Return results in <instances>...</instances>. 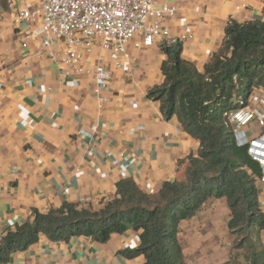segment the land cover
I'll use <instances>...</instances> for the list:
<instances>
[{"label": "crops", "instance_id": "crops-1", "mask_svg": "<svg viewBox=\"0 0 264 264\" xmlns=\"http://www.w3.org/2000/svg\"><path fill=\"white\" fill-rule=\"evenodd\" d=\"M160 1L176 8V17L164 25L181 43V57L199 70L221 46L230 20L264 22L263 0ZM34 4L0 0V235L32 221L34 210L47 213L63 202L99 208L115 196L122 179L133 180L144 193L146 184L156 193L165 182L184 181L187 158L198 150L176 118L165 119L159 102L146 97L163 81L165 55L159 46L165 40L146 48L135 47L140 38L128 42L127 51L136 59L131 72L103 54L111 78L101 92L106 100L100 101L87 75L64 85L59 64L63 44L43 47L39 25L18 19L23 8ZM185 27L190 38L182 41ZM97 52L87 60L93 62ZM229 219L226 200L220 198L210 199L180 223L177 238L186 264L249 263L252 250L237 245ZM250 231L264 260V228ZM136 235L112 234L104 243L84 236L52 243L40 236L4 264H142V255L120 253Z\"/></svg>", "mask_w": 264, "mask_h": 264}, {"label": "trees", "instance_id": "trees-1", "mask_svg": "<svg viewBox=\"0 0 264 264\" xmlns=\"http://www.w3.org/2000/svg\"><path fill=\"white\" fill-rule=\"evenodd\" d=\"M224 34L221 46L201 70L181 57L180 42L162 43L163 81L146 94L159 102L165 119L175 117L198 143L197 154L187 158L185 180L165 182L148 195L133 180L122 179L115 196L99 208L63 202L47 213L34 210L32 221L3 233L0 264L40 236L52 243L78 236L104 243L112 234L127 231L138 233L139 244L122 250L124 257L142 255V264H186L177 238L180 223L196 215L210 199L220 198L230 211L228 229L241 237L237 245L247 244L252 250L248 264H264L250 237L251 228H264L257 197L261 168L247 146L236 145L228 118L247 104L254 89L264 90V22L230 20Z\"/></svg>", "mask_w": 264, "mask_h": 264}, {"label": "built area", "instance_id": "built-area-1", "mask_svg": "<svg viewBox=\"0 0 264 264\" xmlns=\"http://www.w3.org/2000/svg\"><path fill=\"white\" fill-rule=\"evenodd\" d=\"M17 15L21 21L39 25L43 47L55 42L63 44L59 64L64 85H75L77 77L87 75L100 101L106 100L101 92L107 89L111 78V72L103 65V54L123 71L131 72L136 59L127 51L128 42L140 38L136 48L151 47L157 40L176 42L164 25L165 20L176 17V8L160 0H35L34 5H27ZM182 33V41L190 38L188 27L183 28ZM96 51L94 61L87 60ZM122 60L126 63L122 64ZM228 118L236 145L247 146L250 157L260 165L257 197L264 214V90L254 89L248 95L247 104ZM33 123L30 118L28 127L32 128ZM144 191L152 194L147 184ZM137 241L138 235L130 241L129 248Z\"/></svg>", "mask_w": 264, "mask_h": 264}, {"label": "rangeland", "instance_id": "rangeland-1", "mask_svg": "<svg viewBox=\"0 0 264 264\" xmlns=\"http://www.w3.org/2000/svg\"><path fill=\"white\" fill-rule=\"evenodd\" d=\"M244 90H243V92H242V96H245L246 95V93H245V86H244V88H243ZM246 235V234H245ZM244 235V236H245ZM239 238H241V237H239ZM246 247H247V244L245 245Z\"/></svg>", "mask_w": 264, "mask_h": 264}]
</instances>
